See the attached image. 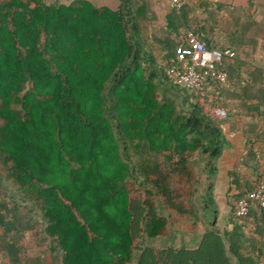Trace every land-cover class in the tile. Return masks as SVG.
Returning a JSON list of instances; mask_svg holds the SVG:
<instances>
[{
  "label": "trees",
  "instance_id": "16d2710c",
  "mask_svg": "<svg viewBox=\"0 0 264 264\" xmlns=\"http://www.w3.org/2000/svg\"><path fill=\"white\" fill-rule=\"evenodd\" d=\"M119 1L110 8L88 0H0V161L35 203L22 200L30 203L24 209L0 192V260L21 264L33 251L26 264H47V246L49 264H264V210L251 204L247 216L233 214V203L251 189L248 176L234 170L224 187L206 179L198 217L160 177L161 166H150L163 157L186 181L192 165L214 175L228 122L264 107V71L238 74L245 64L232 48H221L235 57L222 60L218 69L227 79L211 83L207 102L222 108L221 96L209 91L217 88L227 99L232 82L239 104L232 112L223 107L224 120L213 118L172 70L186 66L179 59L187 51L179 30L203 42L199 32L210 37L216 14L197 29L186 22L183 3L154 30L143 0ZM231 7L220 11L237 26L234 40L249 29L264 34V0H233ZM141 34L154 44L143 48ZM159 47L166 65L155 67L151 55ZM155 73L160 85L189 93L181 98L185 112L175 99H159ZM252 99L260 103L248 106ZM132 154L144 160L140 178L163 198L154 206L131 197ZM263 174L258 171L255 184ZM178 214L189 215L190 230L177 229L178 237L164 243Z\"/></svg>",
  "mask_w": 264,
  "mask_h": 264
},
{
  "label": "crops",
  "instance_id": "0c3cea01",
  "mask_svg": "<svg viewBox=\"0 0 264 264\" xmlns=\"http://www.w3.org/2000/svg\"><path fill=\"white\" fill-rule=\"evenodd\" d=\"M143 1L146 4L145 16L150 18L149 21H147L148 27L154 30L162 29L166 24V17L170 12L171 0ZM181 1L184 3L183 14L186 22L192 27L197 26V29L198 27L203 28L202 23L208 18L209 13L216 14V23L213 24L211 30L207 29L206 31L207 33H210V37H205L201 32H199L198 37L203 40V43L206 41L209 46L216 49L232 48L235 51L237 58L245 64V66L239 67L238 74L247 77L248 73L252 72L254 69L264 71V34L253 29H249L244 31L245 34L240 35V41L234 40V35L238 34L237 26L228 13L220 11L230 10L232 8L231 5L233 0ZM118 6H120L119 0L117 1V6L115 8ZM245 18L246 16L243 17V19ZM249 20H251V18H249ZM185 32L188 31L185 28H181L179 30L180 37H182ZM150 35L151 34H149V36ZM140 38L143 42V48L151 47L155 42L153 38H147L144 34H141ZM153 51L154 52L151 55V58L153 59L152 65L155 67H162L163 65H166L162 48L160 49L159 47L157 50L155 49ZM261 83L263 84L261 87L264 89V82ZM230 86L231 88L226 93L227 99L223 98L222 100V96L225 94L223 91L216 90L217 88H213L209 92H214L212 93L213 97L221 96L223 107H225L227 111L232 112L233 110H238L237 106L239 104V100L237 96L239 95V91H237L232 82L230 83ZM258 103L260 102L254 101V99L246 102L248 106H256ZM262 103H264V100ZM211 108L215 107H210L209 110H206V108L203 107L202 110L205 114L213 117ZM230 126L233 127L232 133L228 132ZM225 138L226 143L223 147L221 155L215 161V174H218L219 176L220 172L223 170L226 171L225 182L222 184L221 182L216 181L214 179V174L211 176L212 180L209 181V183L224 187L232 181V177L229 176V173L234 170H239L242 175L250 178L249 189H252L255 185L254 181L257 179L258 171L264 170V107H257L255 114H252L250 118L237 115L234 119H232V122H228L227 129L225 130ZM44 249L45 248H42V252ZM51 255H53V252H48L46 254L47 264L50 263ZM31 257H33V255H31ZM26 263H28V259L22 258L21 264ZM0 264H9L8 257L1 258Z\"/></svg>",
  "mask_w": 264,
  "mask_h": 264
},
{
  "label": "rangeland",
  "instance_id": "374dc122",
  "mask_svg": "<svg viewBox=\"0 0 264 264\" xmlns=\"http://www.w3.org/2000/svg\"><path fill=\"white\" fill-rule=\"evenodd\" d=\"M47 3H70L73 0H45ZM95 6H107L110 8H115L117 6V1L118 0H88ZM158 73H155V79L158 82V97L159 99H162L164 97H171L177 101V109L178 111H186L183 109L181 103V98L183 95L187 94V97H190L189 93L185 90V92H178L174 90L171 86H163L162 84L160 85V76H158ZM197 99V98H196ZM197 103L198 99H197ZM206 104H208L207 99H206ZM200 105V103H199ZM209 107H213L212 105L208 104ZM201 108L203 106L200 105ZM144 160L141 159V157L132 154L130 156V167L132 168V172L130 173V177L127 181V187L130 190L131 197L132 199H138V200H143L145 199L148 201L150 204L156 205V203L160 202V199H163L162 196L159 194L157 195L156 192L154 191L153 187L151 186V183L148 181H145L144 179L140 178L139 173L141 171L139 170L140 163H142ZM153 162L157 163L160 167L158 173L160 177L163 178V181L167 182V185L171 189V191L176 194L181 195V202L184 204H187L186 209L187 210H197L198 212V217H203V214L201 212L202 210V189L207 188L206 184V179H209V181L212 180V177L208 175L207 170L205 166H202V164L199 165H192L191 167V172H193L192 176L189 181H186V178L183 177L181 174L182 172H177V171H172L171 167L167 165V163L164 161L163 157H157L152 160V163L150 164L153 165ZM8 169L9 165H5L0 161V192L4 193L8 196H10L15 204H17L19 207H24V209L30 208V203L27 202V205L24 206L22 205V200H27L29 202L34 203L33 200L29 199V196H26L21 190H19L16 185H14L8 177ZM158 176V174H157ZM226 178V171L223 170L220 172L219 176L218 174H215L214 179L216 181L221 182L224 184ZM149 179H155L153 176L149 175ZM188 191L187 193L185 191ZM151 192L152 194H150ZM186 193V194H185ZM183 196V197H182ZM35 206V203H34ZM190 214V213H189ZM185 216V217H184ZM184 216H177L173 215L172 219L170 221L169 227H168V232L165 234L166 237L165 239L163 238V242L167 243V241L172 239V237H178V234L181 232H187L190 230V222L188 221V217L186 215ZM184 217V219H183ZM171 225V226H170ZM179 229V230H177ZM177 239V238H175ZM140 242H136L138 244ZM48 252H52L51 249L48 247L46 248V254ZM51 254V253H49ZM31 255H34V252L31 251L30 253H26L22 257L24 259H29Z\"/></svg>",
  "mask_w": 264,
  "mask_h": 264
},
{
  "label": "built area",
  "instance_id": "2783aa9c",
  "mask_svg": "<svg viewBox=\"0 0 264 264\" xmlns=\"http://www.w3.org/2000/svg\"><path fill=\"white\" fill-rule=\"evenodd\" d=\"M183 3L179 0H171L170 7L179 9ZM186 45V52L179 55V59L186 63L183 69H173L172 77L175 81L190 90L197 97L201 106L209 110L206 105L208 87L213 82L223 83L227 79V73L218 69L223 59H233L234 51L230 49L208 48L198 40L192 32L182 35ZM212 116L224 119L227 116L225 109L211 108ZM251 204H255L264 210V174L259 178L254 187L245 192L233 204V214L236 217H245L249 214Z\"/></svg>",
  "mask_w": 264,
  "mask_h": 264
}]
</instances>
